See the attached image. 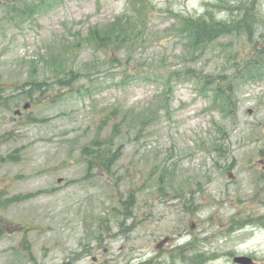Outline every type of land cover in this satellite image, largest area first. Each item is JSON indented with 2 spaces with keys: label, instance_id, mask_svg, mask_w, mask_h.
<instances>
[{
  "label": "rangeland",
  "instance_id": "rangeland-1",
  "mask_svg": "<svg viewBox=\"0 0 264 264\" xmlns=\"http://www.w3.org/2000/svg\"><path fill=\"white\" fill-rule=\"evenodd\" d=\"M50 4L0 0V264H192L250 249L264 264V0ZM241 5L248 35L187 51L183 20L227 22ZM94 28L132 41L96 51ZM62 62L82 73L72 87L53 85ZM30 81L46 84L30 93ZM95 140L119 155L109 171L83 154Z\"/></svg>",
  "mask_w": 264,
  "mask_h": 264
},
{
  "label": "trees",
  "instance_id": "trees-1",
  "mask_svg": "<svg viewBox=\"0 0 264 264\" xmlns=\"http://www.w3.org/2000/svg\"><path fill=\"white\" fill-rule=\"evenodd\" d=\"M42 3H49L55 2V0H41ZM51 5V4H50ZM235 7V6H232ZM13 9V8H12ZM240 9L241 17H235L227 22H217L212 21L210 23H207L205 21L194 23L192 21H186L183 20L182 23V34L187 36V39L190 41L189 45H187V51H189L191 45L193 46L194 50L200 48V49H206L210 48L212 44H214L219 38L223 36H233V37H239L242 34H247L253 27V22L256 20L255 16L251 14L250 9L247 8L244 5H241L239 8H237L236 11ZM230 10V9H229ZM13 12H18V15L23 18L29 17L28 15L31 13V10H23L20 8H14ZM243 15V17H242ZM98 28L92 29L88 37L86 38V41L89 43L91 42L93 48L96 51H102L109 48H119L124 43L128 42L130 43L132 41L131 36L133 35V32L131 33H125L120 32L113 37H110L112 33H109L105 36L102 35V33L97 32ZM113 40V41H112ZM79 43V42H78ZM77 43V44H78ZM75 44L73 47H70V49H74L79 53V49L82 48L81 44ZM262 44V47L259 48L255 55L253 56V60L255 61V65L259 64L260 60L258 59V55L264 56V43H259V45ZM257 46V45H256ZM116 48V49H117ZM257 49V48H256ZM54 54H51L50 57H52ZM55 57L59 56L54 55ZM63 63V62H62ZM68 66H66L65 63L58 64L56 68V74L54 75L55 81H53V85L58 84L61 87H72L73 84L79 79V77L82 75L75 66L70 67L67 69ZM264 67V65H263ZM180 72L175 71L173 72V75L176 78H179ZM252 78H254L255 75L249 74ZM78 77V79H77ZM45 82L41 83H35L33 81L27 82L26 86H30L29 92L32 93L36 88L39 91L43 90V86L45 85ZM205 86L209 87V91L212 92L215 96V94H218L219 92L223 96L221 99L223 104H226V97H228V90L226 91L220 86L219 82H214L210 79L206 80ZM35 87V88H34ZM32 89V90H31ZM208 90V89H207ZM214 99V103L221 102ZM119 128V127H117ZM118 130L115 128V131L113 134L117 133ZM92 143L95 144L96 147H98V150H90L91 145L86 146V151H83V154L87 155L89 157V165L92 167H98L100 169H103L105 171H109L111 167L118 161L119 155L112 153L111 150H105L104 148L105 144L100 143L99 140H95ZM88 149V150H87ZM102 150V151H101ZM186 246L181 247V250H184ZM201 259H204V257L200 254ZM199 258H194L192 261L194 264H199ZM200 259V260H201ZM198 261V262H197ZM139 264H159L158 260L155 258H151L148 260H145L143 262H140ZM203 264V263H200Z\"/></svg>",
  "mask_w": 264,
  "mask_h": 264
},
{
  "label": "flooded vegetation",
  "instance_id": "flooded-vegetation-1",
  "mask_svg": "<svg viewBox=\"0 0 264 264\" xmlns=\"http://www.w3.org/2000/svg\"><path fill=\"white\" fill-rule=\"evenodd\" d=\"M260 164H264V162L263 161H260ZM256 169L258 171H261V175H260V177L258 179V184L259 185L256 183L255 186L257 188H259L260 192H264V166H263V169H261V170L258 169V167L256 166ZM229 173H232V171H230ZM251 221L252 220L247 221L245 226L248 227V226L252 225L250 223ZM231 253H233V254H230L229 255V253H224L221 256L218 255V254H216V253H214V254H207V255L204 254V255L205 256H209V262H214V261H216L217 259H219L221 257H226L227 259H229L230 261L233 262V259H234V257L236 255H245V256H248L249 258H251L254 264H258V257L256 256V251L255 250L252 251L250 249V251L244 250V251H240L239 253H236V252H231Z\"/></svg>",
  "mask_w": 264,
  "mask_h": 264
},
{
  "label": "water",
  "instance_id": "water-1",
  "mask_svg": "<svg viewBox=\"0 0 264 264\" xmlns=\"http://www.w3.org/2000/svg\"><path fill=\"white\" fill-rule=\"evenodd\" d=\"M30 107L29 104H26L24 106V109H28ZM21 112L19 110L16 111V114H20ZM249 113H252V111L250 110ZM229 177L232 178V174H229ZM61 182V180H59ZM191 228L194 229L195 228V224H191ZM170 238L167 237L165 239H163L160 243L157 244L156 249H162L167 243H169ZM234 262L237 264H252L250 259L248 257L245 256H238L234 259Z\"/></svg>",
  "mask_w": 264,
  "mask_h": 264
}]
</instances>
